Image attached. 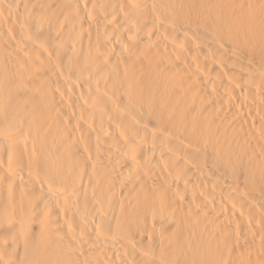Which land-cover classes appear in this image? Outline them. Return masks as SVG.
I'll use <instances>...</instances> for the list:
<instances>
[{"label": "bare ground", "instance_id": "obj_1", "mask_svg": "<svg viewBox=\"0 0 264 264\" xmlns=\"http://www.w3.org/2000/svg\"><path fill=\"white\" fill-rule=\"evenodd\" d=\"M0 264H264V0H0Z\"/></svg>", "mask_w": 264, "mask_h": 264}]
</instances>
